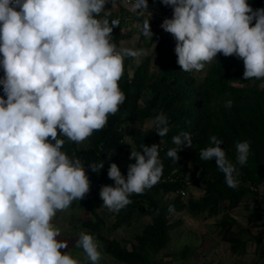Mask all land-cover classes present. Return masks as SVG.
Returning a JSON list of instances; mask_svg holds the SVG:
<instances>
[{
    "label": "clouds",
    "instance_id": "clouds-1",
    "mask_svg": "<svg viewBox=\"0 0 264 264\" xmlns=\"http://www.w3.org/2000/svg\"><path fill=\"white\" fill-rule=\"evenodd\" d=\"M108 3L0 0V264H100L103 259L102 244L84 231L77 234L74 247L83 250L86 261L69 251L62 254L68 243L56 239L61 231L54 218L90 191L82 161L62 151L64 138L81 144L103 129L126 99L118 83L125 58L148 55L145 49L118 48L112 41L119 20L101 16ZM123 3L134 14L147 11L151 16L148 0ZM160 3L172 9V18L162 19L160 27L176 41L180 71L200 72L219 53L243 61V79L264 80V8L253 10L247 0ZM138 27L152 38L149 20ZM225 107L231 108L232 101ZM151 126L159 137L169 132L163 113ZM209 140L212 146L200 151V159H215L226 185L238 188L237 164H247L250 143H236L233 163L215 136ZM172 143L176 147L166 156L175 163L178 149L192 148V136L181 132ZM129 158L135 163L128 165L126 178L112 163L107 175L114 186L100 189L109 212L118 214L133 202L132 194L142 195L161 182L159 145L142 144ZM88 167L95 173L104 162ZM174 211L170 205L168 212Z\"/></svg>",
    "mask_w": 264,
    "mask_h": 264
},
{
    "label": "trees",
    "instance_id": "trees-1",
    "mask_svg": "<svg viewBox=\"0 0 264 264\" xmlns=\"http://www.w3.org/2000/svg\"><path fill=\"white\" fill-rule=\"evenodd\" d=\"M247 2L253 10L264 8V0ZM148 4L149 9L158 7L161 12L172 11L171 7L163 6L160 0H148ZM118 5L124 16L115 13L102 16L109 22L119 20L112 32L115 44L125 16L135 17L129 8ZM141 18L143 16L138 20ZM139 36H143L141 31ZM151 43H154L152 53L140 58L136 65H129V68H126L128 64H124V74L118 83L126 99L115 115H109L106 126L94 131L81 144L64 138L62 151L70 158L75 156L82 161L90 181V191L82 200L73 201L71 205L73 207L77 203L91 214V217L78 220L81 231L92 234L102 244V252L117 263L163 264L155 255L167 245L171 231L177 225L171 215L185 211L191 217L214 219L213 225L221 232L220 240L227 244V253L242 256L248 253L247 246L252 245V264H264V231L253 233L246 226L240 229L235 213L231 212L247 194L253 193L260 209L254 207L248 210L245 222L264 223V197L256 192L257 187L264 184V80L243 79V61L219 53L216 59L205 65L198 79L196 71H180L174 52L176 41L171 34L164 32L153 35L143 45ZM166 47L168 50L162 55L160 51ZM3 75L0 70V78ZM0 97H3L2 85ZM227 100L232 101L231 108L225 107ZM161 113L168 118L169 132L164 137H159L151 126V121ZM147 121L149 127H143ZM181 132L191 134L192 148L178 149L179 159L174 163L166 153L176 147L172 137ZM126 133L128 140L125 139ZM211 136L221 142L220 147L233 163H236V143H250L247 164H237L240 184L236 189L226 185L224 174L215 165V159H200V151L212 146L209 140ZM131 144L133 150H129ZM142 144L159 145V156L163 162L161 182L142 195L132 194L130 199L133 202L118 214L109 212L99 195L102 186H114V182L108 178V168L115 163L125 176L128 165L135 163L129 158L131 151H139ZM101 160L104 167L93 173L88 165ZM188 186L197 189L194 196L192 192L187 193L185 198L178 193L172 196L179 189L187 191ZM169 194L171 196H167ZM170 205L175 208L172 213L168 212ZM97 209L106 211L112 216V221L107 223L96 212ZM134 212L146 216L148 221L130 238L113 237L115 229L129 224ZM185 252L181 250L180 255L183 256Z\"/></svg>",
    "mask_w": 264,
    "mask_h": 264
},
{
    "label": "rangeland",
    "instance_id": "rangeland-1",
    "mask_svg": "<svg viewBox=\"0 0 264 264\" xmlns=\"http://www.w3.org/2000/svg\"><path fill=\"white\" fill-rule=\"evenodd\" d=\"M117 0H109V3L106 4V10L101 14L115 13L120 16L123 13L121 9L118 8ZM156 11H160V8L155 7ZM127 9V7H126ZM131 12V11H130ZM134 18L131 15H126L124 18V25L120 31V35L117 40L118 48H131V49H145L148 54L152 53V48L154 43L150 45H143V42L148 43V38L140 35V29L138 25L142 24L144 20H149L145 18L146 15H143L141 20H138L140 16L134 14ZM151 19L155 16L149 17ZM137 19V20H136ZM162 19H153L149 20L150 29L154 36L164 33L160 27ZM168 47H166L160 53L166 54ZM140 60V59H139ZM136 58H125L124 64H128L126 68H129V65H136L139 62ZM207 65V64H206ZM2 70V69H0ZM3 71V70H2ZM130 73V69H128ZM196 77L199 79L202 76V71L195 72ZM149 122L144 124L143 127H149ZM128 133L125 135V139L128 140ZM129 150H133L132 144L129 147ZM127 157V156H126ZM125 159V158H124ZM127 172L125 174V178ZM197 189L188 186L187 193L192 192L193 196L196 194ZM254 192V191H253ZM258 196L264 197V186L263 184L259 185L256 190ZM171 196V194L167 195ZM165 196V197H167ZM256 196L251 193L247 194L246 197L238 204L236 208L231 210L235 213V217L238 221V224L242 229L244 226L250 228L253 233L257 231H264V223H246L245 214L248 210L257 207L260 209V206L257 205ZM264 205V203H263ZM107 223L112 221V216H110L106 211L97 209L96 211ZM86 217H91L90 212L84 210L82 207L78 206L75 203V206L70 207L65 212H58L57 216L54 218V223L61 231V236L57 237L58 241L66 240L68 243L67 249L60 250L61 253L69 251L71 255L83 261H86L85 254L82 249L74 247L76 240L78 239L77 234L81 231V226L78 224V220H82ZM172 220L177 221L176 227L171 231V237L167 245L155 255L156 258L160 259L163 264H252L254 262V256L252 255V245L247 246L248 253L242 256H236L227 253L226 248L227 244L220 240L221 232L218 228L213 225L214 219L211 218H200V217H191L185 211L174 212L171 215ZM148 218L146 216L140 215L139 213H132L130 216L128 225H121L112 233L113 237H127L130 238L131 235L135 232H138L142 224L147 222ZM187 250H186V249ZM181 250H185L183 256L180 255ZM103 253V252H102ZM102 264H120L115 260L110 258L107 254L103 253V259L101 260ZM257 264V263H256Z\"/></svg>",
    "mask_w": 264,
    "mask_h": 264
},
{
    "label": "built area",
    "instance_id": "built-area-1",
    "mask_svg": "<svg viewBox=\"0 0 264 264\" xmlns=\"http://www.w3.org/2000/svg\"><path fill=\"white\" fill-rule=\"evenodd\" d=\"M118 1V4L122 5V6H125L124 3H123V0H117ZM126 7V6H125ZM128 8V7H127ZM130 9V8H129ZM150 13H151V16H155V18H160V19H171L172 18V11L171 10H167L165 12H160V11H156V9H150L149 10ZM137 17L138 16H141V15H138V14H135ZM143 15H146L148 17H151L149 16V12L145 11ZM187 183V182H186ZM252 190H255L254 188H251ZM186 189H179L178 191H176L175 193L172 194V196L176 193H178L181 197L184 196L186 194Z\"/></svg>",
    "mask_w": 264,
    "mask_h": 264
},
{
    "label": "crops",
    "instance_id": "crops-1",
    "mask_svg": "<svg viewBox=\"0 0 264 264\" xmlns=\"http://www.w3.org/2000/svg\"><path fill=\"white\" fill-rule=\"evenodd\" d=\"M263 186H264V184H263Z\"/></svg>",
    "mask_w": 264,
    "mask_h": 264
}]
</instances>
